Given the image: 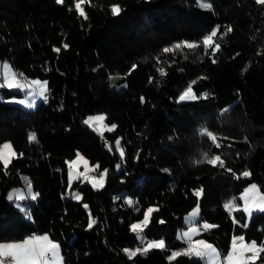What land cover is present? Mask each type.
Returning <instances> with one entry per match:
<instances>
[{"label":"trees","instance_id":"1","mask_svg":"<svg viewBox=\"0 0 264 264\" xmlns=\"http://www.w3.org/2000/svg\"><path fill=\"white\" fill-rule=\"evenodd\" d=\"M75 3L0 0V60L49 87V101L34 109L0 101V145L10 140L18 153L6 169L0 164V243L49 233L65 264H205L194 255L169 260L188 244L178 230L197 204L199 223L216 225L197 237L223 255L233 236L264 242V210L248 223L244 210L224 207L233 198L241 204L250 183L264 192V3L85 0L86 18ZM217 28L212 46L221 47L213 56L203 39ZM183 41L198 47L163 51ZM189 86L198 98L179 101ZM14 95L23 93L5 89ZM96 113L116 128L84 123ZM78 152L98 172L108 169L103 188L81 180L70 186L68 161ZM205 152L221 155L225 167L197 163ZM22 173L39 193L25 199L26 211L8 199ZM73 190L81 200L68 196ZM150 206L145 235L164 238L166 247L130 258L124 249L139 244L131 225ZM255 264H264V253Z\"/></svg>","mask_w":264,"mask_h":264},{"label":"snow or ice","instance_id":"2","mask_svg":"<svg viewBox=\"0 0 264 264\" xmlns=\"http://www.w3.org/2000/svg\"><path fill=\"white\" fill-rule=\"evenodd\" d=\"M260 3H264V0H259ZM85 3V0H76L75 9L81 16H85L86 13L82 5ZM202 7L210 8L211 5L208 3H202ZM121 11L119 5L112 6V13L113 15H118ZM219 27V26H218ZM232 29L231 27L228 28L230 32ZM217 29H214L212 33L208 36H205L203 39V45L205 50L207 51L211 48L212 55L215 56L218 50L220 49L221 45L216 43L215 46H212L213 38L217 35ZM187 47L189 49L198 47L196 43H190L187 41L180 42L174 45L172 48H165L164 52H171L176 49H182ZM215 62V61H214ZM10 66L7 63H4V68L7 70ZM135 67V66H133ZM161 74H163V69H161ZM39 87V95L47 99L46 92L48 91L47 88V81H40V80H28L27 77L24 76L23 73L16 74L15 72H6L2 81H0V88L7 87L11 90H25V89H34L35 87ZM29 96L32 95V92L29 91L27 93ZM198 97L192 91L191 86L187 88L180 96V100L185 99H197ZM21 104H27L26 100H19ZM29 107L33 106L32 104H28ZM106 119L103 115H97L94 117H89L84 121L85 124L92 125L93 121H100L103 122ZM116 125L113 124L110 126L109 130L115 129ZM202 134L207 135L210 140L215 144L217 148L220 147V144L217 142V137L212 132L208 131L206 128L202 130ZM30 141H35L36 136L32 134L29 137ZM117 149H120V141H116ZM121 151V156H123V151ZM16 155L14 152L12 145L9 143H5L0 149V164L6 169L8 165L11 163L12 158ZM77 161H82L84 164L85 171L80 173L81 176H84L85 179L90 180L95 188H103L104 181L108 173V169H103V171L99 172L98 176H88L86 175L89 171H94L98 169L99 165H94L92 168H89L87 160H85L79 153H77L76 160L70 162V169L76 165ZM206 162L212 166L219 165L221 168L225 167L224 161L221 158V155H209V153L205 152L203 154V159L201 161H197V163ZM231 171V169H227ZM243 176L250 175L249 172L245 171L242 173ZM75 177L72 174V171L69 172V184ZM27 183V189L29 194L31 195V199L35 200L39 193H32V185L31 181H28L25 178ZM198 197L202 194V190H198L195 193ZM13 193H10L8 196L9 200L13 199ZM243 198L245 201L244 211L247 212L249 215L252 214L253 209L264 210V194L259 193V189L257 185L252 184L250 188L245 190L243 194ZM17 200H24L25 197L23 195H16ZM75 199H81L79 194L75 195ZM127 203L129 205L133 204L132 200H128ZM87 207V205H85ZM224 207L227 211H232L237 208L235 204V200H229L225 202ZM155 211L154 208L149 207L145 212L143 219L133 223L131 225V231L137 233L138 236L142 235L144 229L148 227L151 214ZM199 204H197L192 211L189 213L188 217H186L189 221H195L196 218L199 216ZM163 222V221H161ZM95 220L90 219L88 227L91 228ZM216 227V225L209 224L207 221H203L202 224L196 225L194 224L192 227H189L187 231L183 232L178 238L184 239L187 238L188 240V247L182 249L181 251H173L169 256V260H174L177 256L180 255H189V256H198L205 258L208 264H255V260L258 258L260 253H264V242H261L259 245L256 241L246 242L245 237L243 235L240 236H233L231 248L228 251L227 255L223 257L221 260V253L218 249L209 244L208 242L198 239L193 240L191 237L194 233H198L201 230H209L211 228ZM166 244L164 240L158 241H148L145 247H140L136 249H124V252L129 255V257H134L138 253L139 254H146L149 250L154 248H165ZM251 253V255H247ZM0 264H64L63 257L60 254V244L59 242L51 239L48 234H44L41 236H32L23 241L19 242H7V243H0Z\"/></svg>","mask_w":264,"mask_h":264},{"label":"rangeland","instance_id":"3","mask_svg":"<svg viewBox=\"0 0 264 264\" xmlns=\"http://www.w3.org/2000/svg\"><path fill=\"white\" fill-rule=\"evenodd\" d=\"M60 1H61V0H60ZM4 63H7V64L10 66L7 70L4 68ZM6 72H9V73H11V72H15L16 74H18V72L15 71V69L12 67V65L10 64L9 61H7V60H5V61H1V60H0V81L3 80L4 75H5ZM33 79H35V80H40V81H47V80L40 79V78H30V79H28V80H33ZM47 88H48V91L46 92L47 99H45L44 97H41V96L39 95V87H38V86L35 87L34 89L12 90V91H21V92L23 93V95H14V96H8V97L5 96V89H8V88H7V87H5V88H0V101L5 100V101H7V102H9V103H16V104H19L20 106L25 107V108H28V109H34V108L37 107V105H38L40 102L47 103V102L49 101V87H48V81H47ZM9 90H11V89H9ZM29 91L32 92V95H31V96H29V95L27 94ZM22 99H23V100H26L28 103H27V104H21V103H19L18 101H19V100H22ZM185 100H189V99H185ZM179 101H184V100H180V98H179ZM28 104H32L33 106L29 107ZM97 115H103V116L106 117V114H105V113H96V114L88 115V116L84 119V121H85L86 119H88L89 117H94V116H97ZM88 125H89V124H88ZM111 125H113V124H109V123H107V122H106V119H105L103 122H100V121H93L91 126H92L93 128H95V129H96L97 131H99V132H104V131H106V130H109ZM112 130H113V129H112ZM5 143H9V144H11V145H12V148H13V150H14V152L16 153V155L12 158V160H13L15 157L18 156V153L16 152V150H15V148H14V146H13V144H12V142H11L10 140H6V141H4V142L0 145V149H2V146H3ZM117 150L119 151L120 155H121V151H120V150H122V151H123V155H124V149H123V146L121 145V142H120V149H117ZM78 153H79V154H80L85 160H87L88 165H89V168H92V166H94V165H98V164H93V163H92V162H91V161H90V160H89V159H88L83 153H81V152H78ZM76 157H77V156H76ZM76 157H75L74 159L68 161V176H69V172L72 171V174H73V176L75 177V178L71 181L70 186H71L75 181H78V180H81V181L84 182V183H85V182H88V183H91V184H92V182H91L90 180H87V179L84 178V176H81V175H80V173H83V172L85 171V169H84V164H83L82 161H77L76 165L73 166V167L70 169V167H69L70 162L73 161V160H76ZM122 157H123V156H122ZM120 168H121V163H119L118 166H117V169H118V170H120ZM98 169H99V168H98ZM98 169H96V170H94V171H89V172L86 173V175H88V176H98V174H99ZM102 171H103V170H102ZM21 177H22L23 184H22L21 186H18V187H15V188L11 189L10 192H9V194H10V193H13V194H14V195H13V199H12L11 201L14 202L15 206H16L17 208H19L20 210H22V211H26V210H27V204H26L25 199H31V195H30L29 192H28V189H27V183H26L25 178H27L28 181H30V179H29V175H28L27 173H22V174H21ZM106 178H107V176H106ZM106 178H105V181H106ZM105 181H104V184H105ZM252 184L257 185V188L259 189V193H260V194H264V192L260 189L259 185L256 184V183H250V184L245 188V190L248 189V188H250V186H251ZM31 185H32V183H31ZM92 185H93V184H92ZM245 190L239 195V198L242 200V202H241V204H236V205H237V209H242V210H243L244 207H245V201H244V198H243V194L245 193ZM31 191H32V193H36V191L34 190L33 185H32V189H31ZM76 194H79L80 197H82L81 194L79 193V191H77V190H73L72 193L68 194V196H69V197H73V198H75V195H76ZM16 195H23V196L25 197V199L22 200V201H21V200H17V199H16ZM36 198H37V197H36ZM79 200H81V199H79ZM150 207L156 209V206H150ZM148 208H149V207H148ZM148 208H147V209H148ZM199 210H200V206H199ZM259 211H262V210H259V209H253L251 215H249L247 212L244 211V212L246 213V215H247V221H248V223L251 221V218H252L253 214L256 213V212H259ZM24 215H25L26 217L28 216V215L25 214V213H24ZM151 215H152V214H151ZM188 215H189V214H188ZM188 215H187L186 217H188ZM199 218H200V214H199V216L196 218L195 221H189V220H187V219L185 218V224H184L185 227L180 228V229L178 230V237L182 234L181 232H182L183 230H184V231H187L188 228H189V227H192L194 224L199 225V224H198V222H199ZM142 219H143V218H142ZM142 219H140V220H142ZM140 220H138V221H140ZM138 221H135V222H133V223H136V222H138ZM133 223H132V224H133ZM186 228H187V229H186ZM44 234H48L49 237H50L51 239H53L49 233L36 234V235H33V236H41V235H44ZM196 234H197V233H194V234L192 235L191 238H192L193 240L202 239V240L208 242L209 244H212L213 246H215V247L218 249V251L221 253V260H223V257H224L225 255H227V253H226L225 255H223L222 252L220 251V249H219L214 243L209 242L208 240H206V239H204V238H198V237H195ZM136 236H137V238H138V240H139V244L136 245L135 247H128L127 249H133V250H134V249H136V248L145 247V246L147 245V242H148V241H154V240H155V241H158V240H161V239L164 240V242H165V244H166V241H165L164 238H150V237H148V236L145 235V232H143V234L140 235V236H138V234L136 233ZM29 237H32V236H28V237H26V238H24V239H22V240L3 241L2 243H7V242H19V241H23V240H25V239H27V238H29ZM179 239L181 240V238H179ZM53 240H55V239H53ZM55 241H57V240H55ZM57 242H59V241H57ZM246 242H248V241H246ZM59 244H60V242H59ZM257 244H258V243H257ZM185 248H187V247H183V249H185ZM230 248H231V247H230ZM60 254H61V256L63 257V260H64V256H63V252H62V246H61V244H60ZM247 255H251V253H248ZM64 264H65V260H64ZM205 264H208V262H207L206 259H205Z\"/></svg>","mask_w":264,"mask_h":264},{"label":"crops","instance_id":"4","mask_svg":"<svg viewBox=\"0 0 264 264\" xmlns=\"http://www.w3.org/2000/svg\"><path fill=\"white\" fill-rule=\"evenodd\" d=\"M184 224H185V221H184ZM198 224H202V223H199L198 222ZM185 227V226H184ZM187 229V228H186ZM183 232H185L184 230L181 232V233H183ZM200 233V231L195 235V237H197L198 236V234ZM181 240H184V241H187L188 242V240H187V238H184V239H181ZM184 247H188V244L186 245V246H184ZM183 248H181L179 251H181Z\"/></svg>","mask_w":264,"mask_h":264},{"label":"built area","instance_id":"5","mask_svg":"<svg viewBox=\"0 0 264 264\" xmlns=\"http://www.w3.org/2000/svg\"><path fill=\"white\" fill-rule=\"evenodd\" d=\"M19 74V73H18ZM205 231V230H204ZM207 231V230H206Z\"/></svg>","mask_w":264,"mask_h":264}]
</instances>
